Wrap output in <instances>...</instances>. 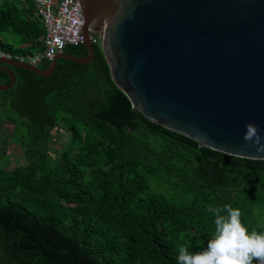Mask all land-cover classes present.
I'll return each mask as SVG.
<instances>
[{
	"label": "trees",
	"instance_id": "obj_1",
	"mask_svg": "<svg viewBox=\"0 0 264 264\" xmlns=\"http://www.w3.org/2000/svg\"><path fill=\"white\" fill-rule=\"evenodd\" d=\"M45 33L33 0H0L1 50L33 56ZM93 47L92 62L61 58L49 76L12 66L16 84L0 90V122L14 125L25 158L4 167L0 138V264H178L179 245L202 251L212 238L209 206L238 208L264 232V158L150 120ZM64 51L87 54L82 43ZM55 128L67 138L52 158Z\"/></svg>",
	"mask_w": 264,
	"mask_h": 264
},
{
	"label": "water",
	"instance_id": "obj_2",
	"mask_svg": "<svg viewBox=\"0 0 264 264\" xmlns=\"http://www.w3.org/2000/svg\"><path fill=\"white\" fill-rule=\"evenodd\" d=\"M86 55L56 54L47 68L0 58L49 76L61 58L90 63L99 32L114 82L147 118L201 146L262 159L245 142L254 124L264 143V0H79Z\"/></svg>",
	"mask_w": 264,
	"mask_h": 264
},
{
	"label": "clouds",
	"instance_id": "obj_3",
	"mask_svg": "<svg viewBox=\"0 0 264 264\" xmlns=\"http://www.w3.org/2000/svg\"><path fill=\"white\" fill-rule=\"evenodd\" d=\"M245 129V142H251L258 152H264L257 127L250 123ZM209 211L215 216L212 238L202 251L192 252L189 251L190 245H179L178 264H253L254 261L255 264H264V232L249 231L241 220V211L231 205L215 209L209 206Z\"/></svg>",
	"mask_w": 264,
	"mask_h": 264
},
{
	"label": "built area",
	"instance_id": "obj_4",
	"mask_svg": "<svg viewBox=\"0 0 264 264\" xmlns=\"http://www.w3.org/2000/svg\"><path fill=\"white\" fill-rule=\"evenodd\" d=\"M34 6L43 21L46 33L44 49L33 56H18L0 49V57H10L39 65L51 60L68 45H79L84 41L82 28L84 16L79 0H33ZM92 43L100 41L99 32L91 34Z\"/></svg>",
	"mask_w": 264,
	"mask_h": 264
},
{
	"label": "rangeland",
	"instance_id": "obj_5",
	"mask_svg": "<svg viewBox=\"0 0 264 264\" xmlns=\"http://www.w3.org/2000/svg\"><path fill=\"white\" fill-rule=\"evenodd\" d=\"M14 125L12 123H9L7 121H1L0 122V138L2 143V154L7 156L6 160L3 161L4 167H13L15 164L23 163L25 162V158L23 156V151L16 141H13L11 138L17 137V131H13ZM57 128L53 130L54 136L50 142V155L52 158H55L58 151L65 146V140L67 138V135H61L62 131H56ZM7 136L4 138V136Z\"/></svg>",
	"mask_w": 264,
	"mask_h": 264
}]
</instances>
